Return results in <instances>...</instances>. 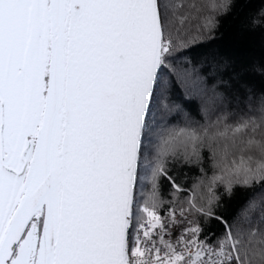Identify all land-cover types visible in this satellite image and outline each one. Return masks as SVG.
Listing matches in <instances>:
<instances>
[{"label": "snow or ice", "instance_id": "snow-or-ice-1", "mask_svg": "<svg viewBox=\"0 0 264 264\" xmlns=\"http://www.w3.org/2000/svg\"><path fill=\"white\" fill-rule=\"evenodd\" d=\"M241 12L264 32V0H0V264H264Z\"/></svg>", "mask_w": 264, "mask_h": 264}, {"label": "trees", "instance_id": "trees-1", "mask_svg": "<svg viewBox=\"0 0 264 264\" xmlns=\"http://www.w3.org/2000/svg\"><path fill=\"white\" fill-rule=\"evenodd\" d=\"M245 13L226 17L222 22L215 47L236 66L264 62V32L245 26Z\"/></svg>", "mask_w": 264, "mask_h": 264}]
</instances>
